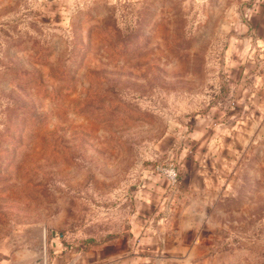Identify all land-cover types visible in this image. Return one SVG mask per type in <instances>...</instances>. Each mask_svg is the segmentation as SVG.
<instances>
[{
    "label": "rangeland",
    "instance_id": "rangeland-1",
    "mask_svg": "<svg viewBox=\"0 0 264 264\" xmlns=\"http://www.w3.org/2000/svg\"><path fill=\"white\" fill-rule=\"evenodd\" d=\"M249 7L0 0V264H264Z\"/></svg>",
    "mask_w": 264,
    "mask_h": 264
},
{
    "label": "crops",
    "instance_id": "crops-1",
    "mask_svg": "<svg viewBox=\"0 0 264 264\" xmlns=\"http://www.w3.org/2000/svg\"><path fill=\"white\" fill-rule=\"evenodd\" d=\"M247 11L250 12L249 13L250 16L263 19L264 18V0H251V7H249Z\"/></svg>",
    "mask_w": 264,
    "mask_h": 264
},
{
    "label": "built area",
    "instance_id": "built-area-1",
    "mask_svg": "<svg viewBox=\"0 0 264 264\" xmlns=\"http://www.w3.org/2000/svg\"><path fill=\"white\" fill-rule=\"evenodd\" d=\"M165 173V177L166 179L171 183V184H175L177 182V170L175 167L170 166L169 169L166 168V170H164Z\"/></svg>",
    "mask_w": 264,
    "mask_h": 264
}]
</instances>
